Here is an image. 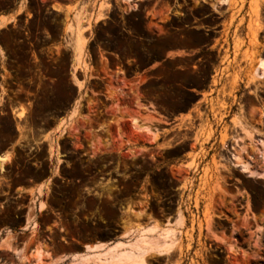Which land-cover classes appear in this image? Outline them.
<instances>
[{
	"label": "rangeland",
	"instance_id": "374dc122",
	"mask_svg": "<svg viewBox=\"0 0 264 264\" xmlns=\"http://www.w3.org/2000/svg\"><path fill=\"white\" fill-rule=\"evenodd\" d=\"M25 1L29 18L0 31V150L11 146L13 151L0 170V240L13 237L12 248L0 244V264H33L31 250L40 245L49 253L42 264H71L136 228L161 230L181 220L188 226L185 244L176 240L165 254L147 256L145 264H264V177L257 173L264 168L259 158L264 152V71L258 70L257 80L251 72L256 59H264V47L256 50L262 46L257 30L264 28V0H248V47L242 56L245 90L263 108L258 116L252 109L247 121L259 133L245 144L252 175L229 162V124L221 127L220 148L208 153L195 150L193 121L171 122L195 102L186 88L205 86L215 52L201 55L197 71L182 69L193 57L147 70L168 46L180 45L184 36L193 38L183 24L206 13L199 0H161L178 2L174 11L186 13L169 19L163 35L152 33L153 19L144 16L150 1L130 11L119 0L116 6L104 0L110 8L105 18L86 25V68L66 49L64 23L70 12H49L42 3L49 0ZM207 1L220 16L197 22L218 21L231 10L219 33L227 51L229 26L246 0H228L222 7L219 0ZM17 2L0 0V11ZM96 2L87 0L85 8L93 12ZM243 21L241 16L234 28L228 65L239 67ZM232 76L241 80L235 72ZM15 106L22 107L20 118ZM219 106L224 110L226 104ZM206 126L201 124L199 132ZM213 132L208 125L204 139ZM38 183L41 188H31L28 195L18 192ZM87 239L93 243L71 251Z\"/></svg>",
	"mask_w": 264,
	"mask_h": 264
},
{
	"label": "crops",
	"instance_id": "0c3cea01",
	"mask_svg": "<svg viewBox=\"0 0 264 264\" xmlns=\"http://www.w3.org/2000/svg\"><path fill=\"white\" fill-rule=\"evenodd\" d=\"M143 1H150L148 9L144 12V16L147 19H153V24L156 27V30L154 31L150 29V31L155 35H163L167 32V27H165L164 24L169 19L181 18L186 14L185 11H174L175 9H179L178 2L166 4L161 0H123V2L119 0V4H127V6L130 8V11H133L137 9V7H139L141 2ZM219 1H221V3L217 7L227 6L228 4V0ZM86 2L87 0H49L47 2H42L49 12L61 14L70 12L69 22L64 23V28L66 27L65 41L69 46L66 49L71 52L72 60L78 63L80 67L82 66V68H86V62L88 60V57L86 55L87 40H85L86 37L84 36L87 27L86 25L87 23H89V20H103L106 16V13L110 9L107 2H104V0H97L94 11L90 12V10L88 11L85 8ZM110 2L112 6L118 5V3H116V0H110ZM105 5L108 7H106ZM135 5H137L136 8ZM199 5L206 7V13L199 16H193L188 24H183V30L191 31L194 33L193 38L190 39L184 36L180 45L168 46V48L164 51L161 59L158 62L151 64L147 68V70L155 69L165 61L187 60L188 58L193 57V62H191L187 66H183L182 69L197 71V69L199 68L197 61L201 60V55L209 51L215 52L216 59L215 62L212 63L209 67L207 82L205 86L201 88H186V91L191 92L193 95H195V102L187 110L174 115L171 119V122L175 124H179L182 121L184 123H187L189 119L190 121H193L195 123L193 133L195 131L198 132V141L194 143L195 150L199 151L204 149L208 153H212L217 149V147L220 148V131L221 127L224 125L223 123L229 124V126L232 128L231 131L233 136L231 137V139H227L228 145L232 146L233 137H237L238 139H240L238 141L239 144H247L249 139L246 138L241 133V131H239L240 128H243L250 132L253 139L256 138L259 135L258 131H256L254 126L252 124H249L247 121L249 118V113L252 109H254L253 113L258 116L260 114V109L263 108L261 105L262 101L245 90L246 85L244 80V72L247 68V64L242 60V56L243 50L248 47L246 29V10L248 6V0L245 1L243 8L235 14L231 21L227 38V51L226 45L223 43L222 37L219 33L222 31L223 23H228L230 21L231 10L225 9L223 19H220L218 21L197 22V19L206 18L208 16H220L216 13V9L211 6V3L209 1L205 0L204 2H202L201 0H199ZM27 10L28 9L26 6V1L18 0V2L12 9H4L0 11V31L3 29L6 30L12 28L14 22L20 17H22L23 21L27 20L29 18ZM99 13H101V17H99L98 19H94L95 15ZM241 16L244 18V21L240 26L239 36L241 38V41H243L244 43L241 44L239 51L236 54L239 62V67H237L234 63L228 65V60L231 59L234 54L233 31L236 25L239 23V18ZM257 41L262 45L256 48L257 52H259L261 48L264 47V28L257 30ZM5 55L6 54L4 51V65L6 58ZM225 56L228 57L224 60ZM254 64L251 68L252 74ZM78 70L81 71L80 68H78ZM233 72L239 74L241 80L234 81L232 76ZM253 78L254 80H257L255 79V77ZM87 81L88 78L86 79V82ZM251 86H253V84ZM242 96L244 97L242 98ZM221 102H224L226 104L224 110L219 106ZM239 106L242 107L244 115L240 113ZM14 108L11 109H14L16 116L20 118V116L17 115V112L21 110L22 107L15 106ZM11 109L8 110L9 114H11ZM200 112H203V114L199 115ZM222 114V120L220 121V115ZM234 117L235 121H238L236 124H233L231 121ZM201 124H205L207 126L211 125L212 129L214 130L211 136L207 139H204L207 132V126L202 130L201 133L199 132ZM4 156L9 158V160L12 159L13 151L11 149V146L0 150V157ZM8 161L6 160V163ZM41 186L42 185L40 183L36 184L35 187H32L30 185L22 186V188H20L18 192L28 195L31 188L37 190L38 188H41ZM149 227H152L151 229L154 228L153 225H148L147 228ZM187 227L188 226H186L184 221L182 225V220L180 221V223H169L167 228H170L169 230L173 239L172 246L176 240H179L182 244H185L186 237L184 233ZM85 243H93V240L87 239L84 242L82 241L81 243H77L76 247H73L71 251H74L76 248L82 246ZM172 264H179V262H174Z\"/></svg>",
	"mask_w": 264,
	"mask_h": 264
},
{
	"label": "bare ground",
	"instance_id": "6f19581e",
	"mask_svg": "<svg viewBox=\"0 0 264 264\" xmlns=\"http://www.w3.org/2000/svg\"><path fill=\"white\" fill-rule=\"evenodd\" d=\"M99 17H101V13L96 14L94 19H98ZM259 69L264 71V60L262 58H258L255 61L253 67L255 78H260L258 75ZM21 114L22 110H19L17 115L20 116ZM131 123L135 126L137 120L133 118ZM137 125L140 124L137 123ZM239 131L246 138L251 139L250 132L243 128H240ZM239 140L237 137L232 138L233 143L229 150V162L239 167L241 171L246 172L248 175H252L255 172L251 164L253 160H249L250 152L247 150V145L239 144ZM6 156L0 157V170L6 163V160H9ZM259 158L264 166V152ZM257 173L259 177H264V168L263 170L257 171ZM151 228H136L122 240H117L104 246H95L90 253L75 257L71 264H145L147 256L163 255L171 248L173 243L170 228H163L161 230H153ZM0 244L12 248L13 237L11 235L3 236ZM47 256L49 257V253L44 246L40 245L31 250L33 264H42L44 261L43 258Z\"/></svg>",
	"mask_w": 264,
	"mask_h": 264
},
{
	"label": "flooded vegetation",
	"instance_id": "af4514ba",
	"mask_svg": "<svg viewBox=\"0 0 264 264\" xmlns=\"http://www.w3.org/2000/svg\"><path fill=\"white\" fill-rule=\"evenodd\" d=\"M216 18H218L219 16H215Z\"/></svg>",
	"mask_w": 264,
	"mask_h": 264
}]
</instances>
